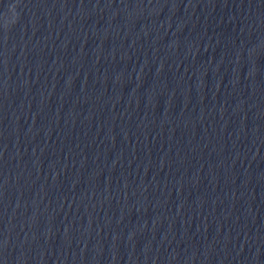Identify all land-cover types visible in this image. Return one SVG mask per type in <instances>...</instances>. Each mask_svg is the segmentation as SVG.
Wrapping results in <instances>:
<instances>
[{
	"label": "water",
	"instance_id": "water-1",
	"mask_svg": "<svg viewBox=\"0 0 264 264\" xmlns=\"http://www.w3.org/2000/svg\"><path fill=\"white\" fill-rule=\"evenodd\" d=\"M0 264H264V0H0Z\"/></svg>",
	"mask_w": 264,
	"mask_h": 264
},
{
	"label": "clouds",
	"instance_id": "clouds-1",
	"mask_svg": "<svg viewBox=\"0 0 264 264\" xmlns=\"http://www.w3.org/2000/svg\"><path fill=\"white\" fill-rule=\"evenodd\" d=\"M15 7H16V5H12V6L10 7V10H14V13H15ZM15 17H16V14H15Z\"/></svg>",
	"mask_w": 264,
	"mask_h": 264
}]
</instances>
